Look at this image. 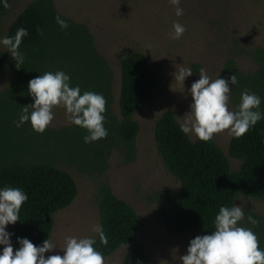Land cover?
Wrapping results in <instances>:
<instances>
[{
  "label": "rangeland",
  "instance_id": "1",
  "mask_svg": "<svg viewBox=\"0 0 264 264\" xmlns=\"http://www.w3.org/2000/svg\"><path fill=\"white\" fill-rule=\"evenodd\" d=\"M32 1L8 0L10 6L0 15V37L6 36L10 24ZM51 1L61 16L84 27L88 48L103 61L112 93L111 116L120 118V64L126 54L145 55L155 71L156 83L150 100L133 114L138 132L131 144L117 136L108 116L104 123L107 137L86 144V130L70 124L63 108L53 110L54 120L42 134L28 123L17 128L13 121L32 100L28 94L25 100L18 96L15 69L8 64L3 68L0 62V163L18 156L29 164L48 162L69 172L77 186L71 204L53 215L49 239L58 249L45 256L63 255L59 249L68 236L95 238L101 191L107 187L135 210L139 221L136 236L146 250L148 264H179L189 241L201 233L171 235L158 212L176 199L180 183L158 151L155 125L167 110L182 121L192 102L187 89L199 79L201 68L211 79L218 75L226 79L235 73L238 82L230 85L231 110L247 89L261 97L260 111L264 112V0H180L182 16L175 15L168 0ZM177 22L186 31L173 40L168 34ZM60 61V70L69 76L84 64ZM181 67L193 72L184 81V91L173 75ZM213 140L227 156L231 169L237 170L241 161L229 154L231 136L227 130L214 134ZM234 204L244 206L245 218L240 224L251 228L259 243L264 242V198L240 194ZM249 215L258 221L255 226L247 222ZM10 239L14 249L16 241L12 236ZM125 252L126 246L117 249L104 257V264H122Z\"/></svg>",
  "mask_w": 264,
  "mask_h": 264
},
{
  "label": "trees",
  "instance_id": "2",
  "mask_svg": "<svg viewBox=\"0 0 264 264\" xmlns=\"http://www.w3.org/2000/svg\"><path fill=\"white\" fill-rule=\"evenodd\" d=\"M4 11L0 5V15ZM57 15L67 21V29L59 27ZM20 27L28 30L19 49L25 58L21 68L17 69L15 61L0 52L2 67L8 64L16 71L18 96L25 100L32 78L46 71H61V59L81 61L83 66L70 75V86H79L81 93L102 94L106 100L105 117L110 118L117 136L131 144L138 132L133 114L150 100L156 83L155 71L145 55L131 52L121 60L120 118H115L110 114L109 77L103 61L88 48L84 27L61 16L51 0L29 3L10 24L6 36H14ZM38 28L43 35L38 34ZM155 141L166 168L180 183L176 199L158 211L169 234H208L214 230V217L221 205L231 207L240 194L264 198V119L238 139L231 137L229 154L241 161L237 170L231 169L227 156L213 139L203 142L185 136L172 110L165 111L156 122ZM4 186L19 187L28 195L21 206L20 219L9 228L16 241L14 251L19 246L17 237L27 238L34 245L49 238L53 215L69 206L77 195L69 172L44 161L25 163L19 156L0 163V187ZM98 215L107 243L101 244L97 234L94 247L103 257L126 246L122 264H148L146 250L136 236L138 216L126 201L105 187ZM259 247L264 249V242Z\"/></svg>",
  "mask_w": 264,
  "mask_h": 264
},
{
  "label": "clouds",
  "instance_id": "3",
  "mask_svg": "<svg viewBox=\"0 0 264 264\" xmlns=\"http://www.w3.org/2000/svg\"><path fill=\"white\" fill-rule=\"evenodd\" d=\"M175 9L176 16L183 15L180 0H168ZM0 5L8 8V0H0ZM59 27L68 28L67 21L59 15L55 17ZM186 28L180 23H173L170 39L181 38ZM43 35L42 29H37ZM28 35L26 28L20 27L14 36L0 37V49L7 52L20 69L24 63V54L19 50L23 37ZM199 79L187 89L192 102L189 112L179 122L180 131L189 138L207 142L214 134L227 130L228 134L238 139L258 121L264 119L260 111L261 97L245 89L240 94V102L235 110L228 107L230 85H237V76L229 75L226 79L219 75L211 79L206 70H199ZM184 91V81L193 75L191 68L181 67L173 74ZM28 96L32 103L24 106L14 125L19 128L28 123L31 129L42 134L54 120V109L63 108L66 120L86 130L84 143H93L104 139L108 130L104 127L106 100L102 94L92 91L81 93L79 86H70V76L64 71H46L28 81ZM28 195L19 187H0V264H104L103 254L98 251L96 239L90 237L68 236L59 250L63 255L45 256L58 249L57 244L47 238L42 244L34 245L29 239L17 237L18 247L13 249L10 239L12 233L6 230L19 219L21 206ZM245 218L244 206L221 205L214 217V230L208 234L192 238L186 254L179 257V264H264V249L259 247L256 234L251 228L240 224ZM247 222L255 226L258 221L251 215ZM94 231L101 244L107 243L102 226Z\"/></svg>",
  "mask_w": 264,
  "mask_h": 264
}]
</instances>
